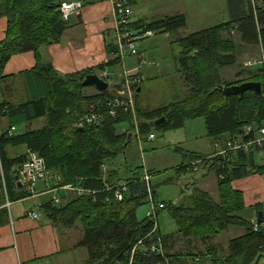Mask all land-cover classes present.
Returning <instances> with one entry per match:
<instances>
[{"label": "trees", "instance_id": "obj_1", "mask_svg": "<svg viewBox=\"0 0 264 264\" xmlns=\"http://www.w3.org/2000/svg\"><path fill=\"white\" fill-rule=\"evenodd\" d=\"M66 1L71 0H0V19H7L5 38L0 42V207L8 200L34 199H28L31 195L24 187L18 188L17 178L35 154L44 159L48 172L47 180L39 181L36 189L39 183H56L41 191L37 189L46 193L44 196L54 194L38 209L54 225L81 230L78 247L87 251L85 264H264V217L258 223L263 204L247 207L244 193L233 187V182L239 179L264 175V164H258L256 159L260 150L238 151L230 159L190 154V163L181 165L178 173L199 172L201 167L206 169L204 177L214 173L219 200L195 188L191 207L161 202L165 208L158 211L155 220L147 213L140 218L138 212L140 207L149 205L144 176L146 172L151 178L156 174L141 171L121 183L113 163L128 148L134 135H155L151 124L161 118H166V122L157 127L168 131L183 128L188 119L204 117L208 137L214 145L225 136L248 141L250 138L244 133L247 127L256 130L264 127V0L256 4L252 0H227L230 14L227 22L179 36V72L189 95L152 110L141 105L140 83L135 89L136 117L124 110L110 115L109 101L116 96L115 90L95 89L88 94L91 87L82 84L87 75L104 72L117 79L121 77V84L124 82L125 72L115 71L124 62L116 47L115 30L113 43L107 45L110 59L96 68L63 75L44 61V48L62 43L69 29V20L65 21L60 11ZM93 1L86 0L85 5ZM130 3L133 9L135 0ZM186 27V16L176 14L150 23L132 17L131 30L139 35L148 31L179 35ZM235 34L240 37V44ZM239 47L262 48L260 60L250 62L251 66L245 64V67L257 66L258 70L248 71L250 77L240 82H226L220 70L239 63ZM24 53H34L36 65L23 74L27 99L16 104L4 93L3 84L9 79L5 68L13 56ZM245 82H260L263 94L258 96L249 91L226 96L222 91L223 87ZM93 111L102 120L83 129L75 127L81 117ZM39 120H44V125L34 127ZM12 128H16L13 133ZM18 147H26L28 153L11 157L9 148ZM67 186L91 193L80 196L65 190ZM152 188L159 202L153 183ZM56 198L60 199L59 204ZM165 210H169L177 227L169 235L159 228V215ZM8 219L7 210L0 208V227ZM229 228L242 233L229 240L223 253L212 242ZM179 237L201 241L206 251H197L190 243L184 250L175 249Z\"/></svg>", "mask_w": 264, "mask_h": 264}, {"label": "rangeland", "instance_id": "obj_2", "mask_svg": "<svg viewBox=\"0 0 264 264\" xmlns=\"http://www.w3.org/2000/svg\"><path fill=\"white\" fill-rule=\"evenodd\" d=\"M80 1L85 2L86 0ZM133 11V19H144L148 23L164 16L184 14L187 18V27L182 29L179 35L156 32L154 36L149 38L140 37L135 42L138 55L126 57L123 65L117 67L115 71L117 73H130L133 70H138L143 77V81L140 84L142 88L140 94L142 106L154 110L185 99L189 95V88L179 72L178 57L181 47L177 42V38L227 22L230 19L228 1L135 0ZM234 38L240 44V37L237 34L234 35ZM262 56L263 50L260 47L240 48L239 63L235 67L221 69L220 75L226 82H240L238 80L250 77L249 72L258 70L257 66L245 67V64L258 61ZM240 72H245V74L239 75ZM109 90L113 89L110 88ZM87 92L92 94L95 89L89 88ZM42 125H44V120L33 124L34 127ZM151 128L155 134L154 139H149V134L143 136L134 135L128 148L113 160L115 168L119 172L121 183H124L126 179L131 178L138 172L150 171L156 174L152 178L153 185L157 189L162 190L163 195L171 196L175 191V198L172 197L170 202L176 205L192 206V196L195 188L209 192L211 197L218 201L217 180L214 173L204 177L206 169L202 167L199 168V172L179 174L177 171L181 165L190 163V154L197 153L210 156L216 151V146L208 137L206 119L204 117L188 119L185 121L184 127L178 130L165 131L157 126ZM121 131L125 132L123 129ZM228 138V136H225L223 141L228 140ZM17 150L23 151L21 147ZM256 159H258V164L263 163L262 157L257 156ZM110 167L109 165L108 170ZM192 182H196V186L192 185ZM53 184V181L48 184L39 183L37 189L41 191L46 186L49 187ZM53 196L54 194L45 195L37 199V201L44 202ZM32 202L34 201H30V203ZM148 210L149 205L140 207L139 217H146ZM262 212L264 213V204ZM163 214L167 218L166 214H169V210L162 211L159 218ZM161 222L165 231L174 230V225L169 224L166 219ZM241 233L242 231L238 229L229 228L222 235L215 238L212 245L224 253L228 248L229 240ZM189 243L190 247L197 249V251L205 249V245L201 241L182 237L175 240V249L184 250ZM203 264H209V262H204Z\"/></svg>", "mask_w": 264, "mask_h": 264}, {"label": "crops", "instance_id": "obj_3", "mask_svg": "<svg viewBox=\"0 0 264 264\" xmlns=\"http://www.w3.org/2000/svg\"><path fill=\"white\" fill-rule=\"evenodd\" d=\"M114 24L112 3L109 0H95L85 5L80 14L70 17L69 29L62 43L44 48L42 57L63 75L75 74L107 63L110 59L107 45L114 41ZM6 28L7 19L1 18L0 42L5 38ZM35 65L34 53L15 55L7 64L5 76L9 79L4 82L3 89L13 103L19 104L27 99L23 74L32 70ZM18 148H9V155L16 157L28 153L26 147H21L23 151H18ZM262 155L263 151L257 153L258 157L263 158L261 164H264ZM233 187L244 193L247 207L264 204V201H260L264 200V175L256 174L239 179L233 182ZM156 193L160 202L169 203L172 197L175 198V191L171 196L163 195L159 189H156ZM39 198L32 199V203V200L15 201L10 207L6 206V201L0 207L7 210L9 217L8 222L0 227V264H85L87 251L78 247L82 238L81 230L54 225L38 209L42 203L37 201ZM32 213H37L39 218L35 219ZM166 215L167 218L165 214L159 218V228L164 235H169L177 227L170 214ZM165 219L174 225V230L163 229L161 221Z\"/></svg>", "mask_w": 264, "mask_h": 264}, {"label": "built area", "instance_id": "obj_4", "mask_svg": "<svg viewBox=\"0 0 264 264\" xmlns=\"http://www.w3.org/2000/svg\"><path fill=\"white\" fill-rule=\"evenodd\" d=\"M114 8V16H115V39H116V47L119 51V56L122 60H125L128 56H137L138 51L135 47V42L140 38H149L154 36L153 31H148L142 35H139L137 32H133L132 28V17H133V9L131 7L130 0H109ZM259 0H252L253 4H256ZM85 7V2L80 0L74 1H66L62 3L60 11L62 13V17L65 21H68L69 18L73 15L80 14V12ZM264 60V59H262ZM252 63L248 62L246 66H251ZM99 76L104 79L109 84V89L112 88L116 92V96L109 101V107L111 110L109 111L110 115L115 116L118 110L131 111L133 112L134 117H136V87L140 83H142L143 78L139 76L138 70H133L130 73H124V82L121 84L122 79L118 80L115 77L109 76L107 72L99 74ZM121 78V77H120ZM122 85V86H121ZM120 86V87H119ZM98 113L93 111L88 115H84L77 122L75 127L83 129L88 125H93L94 123L102 120ZM16 128L11 129V133L15 132ZM244 133L249 136V140L242 139H228L223 141V138L215 143L216 151L213 153L212 157H222L226 159H230L231 155L238 151L250 152L251 150H260L264 151V127L256 130L253 126H249L244 130ZM254 135L251 138V135ZM155 135H150L149 139H154ZM210 157V158H212ZM202 162H198L201 164ZM48 172L46 169V164L43 158L38 157L35 154L31 155V158L24 164L20 173L18 175V181L23 184L25 190L30 193L31 197L28 199H32L35 197L42 196L46 193H40L36 189V185L39 181L47 180ZM144 181L147 184L148 196L147 202L149 203L150 209L147 212V216L150 219L155 220L158 211L163 210L165 205L161 202H157L153 193L152 188V178L146 172L144 176ZM65 190L73 191L80 196L84 194L91 193L82 188L67 186L64 188ZM94 193V192H93ZM119 200L122 199V195L120 193L117 194ZM56 203H60V199L56 198ZM12 205L11 201H7L6 206L10 207ZM32 216L36 219L38 218V214L33 213Z\"/></svg>", "mask_w": 264, "mask_h": 264}, {"label": "water", "instance_id": "obj_5", "mask_svg": "<svg viewBox=\"0 0 264 264\" xmlns=\"http://www.w3.org/2000/svg\"><path fill=\"white\" fill-rule=\"evenodd\" d=\"M84 87H91L96 89L99 92H105L109 89V84L102 79L99 74H89L84 78L83 81ZM141 90L139 89L138 92ZM223 93L226 96H237L243 95L246 92H253L258 96L263 94L262 84L260 82H245L240 85H233L230 87H223ZM166 122V118L157 119L156 121L152 122V126H159ZM18 179V178H17ZM18 181V180H17ZM18 188H22L23 185L21 182H17ZM263 212L259 213L258 223L261 224L263 222Z\"/></svg>", "mask_w": 264, "mask_h": 264}, {"label": "bare ground", "instance_id": "obj_6", "mask_svg": "<svg viewBox=\"0 0 264 264\" xmlns=\"http://www.w3.org/2000/svg\"><path fill=\"white\" fill-rule=\"evenodd\" d=\"M262 67H264V66H262ZM59 195V194H58ZM57 197V196H56ZM58 197H60V196H58Z\"/></svg>", "mask_w": 264, "mask_h": 264}]
</instances>
